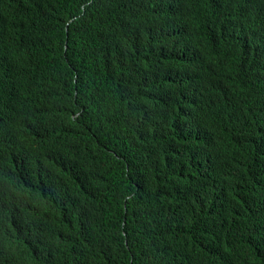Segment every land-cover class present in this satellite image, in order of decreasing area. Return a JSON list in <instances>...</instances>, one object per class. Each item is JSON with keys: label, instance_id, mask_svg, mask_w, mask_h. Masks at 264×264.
Wrapping results in <instances>:
<instances>
[{"label": "trees", "instance_id": "trees-1", "mask_svg": "<svg viewBox=\"0 0 264 264\" xmlns=\"http://www.w3.org/2000/svg\"><path fill=\"white\" fill-rule=\"evenodd\" d=\"M165 1L0 0V94L4 87L32 91L48 79L52 95L33 105L45 139L32 155L65 127L79 162L60 211L47 204L29 213L18 203L8 217L3 205L12 181L21 184L16 162L29 141L14 146L0 127V253L12 238L34 235L42 253L44 224L62 218L67 249L57 264H264V177L244 175L238 136L207 120L214 102L196 97L194 73L169 81L170 61L194 64L191 42L195 50L227 44L225 25L258 37L264 15L252 0L230 19L221 0ZM169 30L175 34L165 46L176 40L184 52L161 50ZM38 175L50 194L69 186L63 176L51 179L49 166ZM19 221L24 236L14 229Z\"/></svg>", "mask_w": 264, "mask_h": 264}, {"label": "clouds", "instance_id": "clouds-1", "mask_svg": "<svg viewBox=\"0 0 264 264\" xmlns=\"http://www.w3.org/2000/svg\"><path fill=\"white\" fill-rule=\"evenodd\" d=\"M243 0H221L222 10L232 18L239 10ZM255 4V9L264 15V0L249 1ZM227 19V20H228ZM259 30V29H257ZM178 34L181 31L177 30ZM174 31H169L162 40L161 50L164 53L181 51L175 40L169 49L164 44L166 37L172 36ZM227 44L215 41L214 44H198L191 42L189 46L195 51L193 65L184 67V63H172L170 82L179 83L184 76L192 75L193 89L196 97L203 102H214L211 113L202 109L200 101L190 99L192 104L207 114V120L214 118L222 127L226 126L236 133L238 138L237 156L242 160L244 175L253 179L264 177V25L258 37L249 38L246 30L237 31L225 25L221 34ZM185 37V33H184ZM189 62V61H188ZM76 80V79H75ZM32 91H21L12 87H4L0 94V127L7 128L10 133V143L21 147L26 141L28 146L21 158L16 162L18 167L17 176L21 184L16 185L14 180L10 184L4 205L8 206V215L15 211L16 205L20 203L30 213L41 205H53L60 211V206L68 199V194L73 195L74 186L77 182L79 172L74 167H79V162H74L73 151L70 144L64 139L69 136V131L51 133L49 148L37 150L32 155V149L37 147L45 135L35 127V115L37 108L33 105L42 106L47 95H52V83L46 78H40ZM225 96L233 102V106L222 104L220 98ZM256 112L251 118H247V111ZM53 140H52V139ZM258 150V157L253 153ZM249 155H248V153ZM242 153V155H241ZM6 168L8 160L4 156ZM51 167V179L63 176L68 182L67 190H59L50 194L40 188L41 180L38 172L46 167ZM14 224V229L24 236L21 223ZM64 219L54 218L47 221L43 226L44 251L35 252V235L27 242L24 236L22 241L16 242L11 239L0 253V264H29L22 263L18 257H30L36 260L35 264H57L60 250H66L64 239L67 228ZM59 228V229H58Z\"/></svg>", "mask_w": 264, "mask_h": 264}, {"label": "bare ground", "instance_id": "bare-ground-1", "mask_svg": "<svg viewBox=\"0 0 264 264\" xmlns=\"http://www.w3.org/2000/svg\"><path fill=\"white\" fill-rule=\"evenodd\" d=\"M165 1V0H164ZM167 1V3H168V0H166ZM166 1H165V3H166ZM176 1V0H175ZM244 1V0H243ZM221 2V1H220ZM176 4V3H175ZM250 6H252V5H250ZM177 9V8H176ZM201 22V21H200ZM199 24V23H198ZM204 24V23H203ZM177 26H179V25H177ZM180 27V26H179ZM167 28V27H166ZM171 29H173L172 27H171ZM177 29V28H176ZM165 31H167V30H165ZM170 31V30H169ZM182 33V32H181ZM175 34V33H174ZM176 36H177V34H176ZM175 36V37H176ZM173 37V36H172ZM180 53V52H179ZM191 57L194 59L195 58V52H192V54H191ZM174 62V61H173ZM184 68V67H183ZM192 82V81H191ZM190 82V83H191ZM192 85V84H191ZM192 88V87H191ZM194 90V89H193ZM193 94V93H192ZM191 95V94H190ZM192 97V96H191ZM193 98V97H192ZM183 104V103H182ZM184 119V118H183ZM237 137V136H236ZM14 156H15V154H14Z\"/></svg>", "mask_w": 264, "mask_h": 264}]
</instances>
